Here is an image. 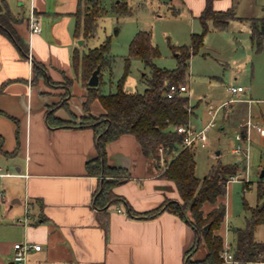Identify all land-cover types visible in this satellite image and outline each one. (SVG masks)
<instances>
[{"label": "crops", "instance_id": "obj_1", "mask_svg": "<svg viewBox=\"0 0 264 264\" xmlns=\"http://www.w3.org/2000/svg\"><path fill=\"white\" fill-rule=\"evenodd\" d=\"M79 1L6 0L17 18L12 27L28 45V55L0 32V264H12V245L25 241L41 246L29 251L27 264H186L196 236L185 219L169 211L142 219L129 216L124 203L105 209L94 205L99 177L86 173V163L97 150L93 130L80 126L87 90L72 65L73 52H82L84 43L78 44L81 38L74 34ZM181 4L198 20L206 0ZM212 6L235 12L232 0H212ZM179 10L173 6L172 14ZM31 12L40 23L39 33L30 32ZM235 16L248 21L249 31L253 20L264 18ZM249 39L254 48L251 34ZM34 62L43 67L37 77ZM66 80L71 81L68 87ZM238 99L244 106L252 102ZM48 110L73 125L55 124ZM91 112L103 113L98 101ZM106 154L110 166L130 173L113 192L135 213L151 211L166 199L181 202L175 184L161 177L163 158L159 168L143 155L133 135L109 143ZM211 209L205 204L204 214ZM224 232L223 225L218 233L223 237ZM204 256L201 245L192 259Z\"/></svg>", "mask_w": 264, "mask_h": 264}, {"label": "trees", "instance_id": "obj_2", "mask_svg": "<svg viewBox=\"0 0 264 264\" xmlns=\"http://www.w3.org/2000/svg\"><path fill=\"white\" fill-rule=\"evenodd\" d=\"M78 3L75 17L74 34L77 38L87 41L95 36L96 18L102 8V0H85ZM0 32L8 34L21 54L28 55V45L14 31L12 24L17 18L10 11L6 0H0ZM103 9V8H102ZM111 12L117 16H131L132 11L128 3L113 6ZM237 19L233 8L226 11L213 9L212 0H206L203 11L198 16L202 30L192 33L187 45H171L176 58V66L172 69L158 67L154 59L160 56L157 46L151 41V32L139 30L135 33L128 46V54L124 59V69L117 81L116 92L104 93L103 76L112 73L114 57L110 54V38L97 47L81 52L77 49L72 55V65L81 76L82 85L87 90L86 99L82 104L84 116L80 126L93 130L97 156L86 163V173L99 177L98 187L94 192V205L105 209L107 205L124 203L127 214L142 219H150L162 211H169L183 219L193 229L195 245L187 252L186 264H226L223 259L225 250L224 238L218 233L223 224L226 206L221 198L227 191V181L237 172L238 163H217L212 165L204 177L199 178L195 173V158L193 149H182L183 134L178 133V126H188L194 113L188 96L176 93L168 98L166 93L170 85H183L187 80V70L190 60L200 52L204 38L209 32L208 23L214 29L224 30L231 20ZM8 32V33H7ZM251 40L257 51L261 50L264 39V18L255 19L251 24ZM132 59H139L149 69L146 78L147 87L144 92H127L124 82L130 72ZM99 68L98 85L90 86L88 81L92 73ZM35 77L42 74L43 67L33 63ZM71 81L66 80L68 87ZM98 101L103 113L94 116L91 112L92 104ZM54 109V108H53ZM52 109V110H53ZM47 117L60 126H72V121L54 118L51 111ZM131 134L138 142L143 155L152 159L160 168L163 158L166 168L161 177L175 184L181 202L166 199L159 207L144 213H135L127 202L113 192L120 182L128 180L130 173L127 169L110 166L107 163L106 147L120 136ZM244 134V133H243ZM2 138H0V146ZM159 148H162L160 153ZM172 156L170 160L167 158ZM250 185L243 184V190ZM257 203L250 206L245 200L243 207L248 215L245 226L235 231V246L232 264H250L260 262L264 252V244L256 241L254 233L256 227L264 225V178H260L256 185ZM210 204L212 209L204 214L203 206ZM205 249V256L201 260L192 257L199 246Z\"/></svg>", "mask_w": 264, "mask_h": 264}, {"label": "rangeland", "instance_id": "obj_3", "mask_svg": "<svg viewBox=\"0 0 264 264\" xmlns=\"http://www.w3.org/2000/svg\"><path fill=\"white\" fill-rule=\"evenodd\" d=\"M232 2L238 17H264V0ZM84 3L85 0L83 8ZM100 3L103 9L98 11L95 36L85 41L81 50L87 52L88 49L102 44L107 37L110 38L109 51L114 59L111 75L105 73L103 76L104 93L117 91L116 84L123 74L128 46L137 31L151 32V41L160 51V56L154 59V63L158 67L172 69L177 62L171 45H187L190 35L202 30L200 22L190 18L189 10L181 4L182 0H102ZM122 3H128L131 16H117L111 12L114 5ZM173 6L180 8L178 13L172 14ZM208 25L209 32L200 52L189 63L187 80L184 83L188 86V91L184 94L189 97L190 104L194 107L190 125L197 130L203 128L210 120L209 106L216 108L230 98L252 99L245 106L236 102L222 108L214 125L206 133L207 147L193 149L195 173L199 178L204 177L212 165L239 161L234 175H238L240 180L231 181L222 197L226 206L223 238L229 251L233 253L234 229L243 228L248 215L243 202L245 200L250 206L256 205V185L260 175L264 173V39L261 50L252 48L249 23L246 20H231L224 30L214 29L211 22ZM148 76L149 69L142 61L132 59L124 90L131 93L144 92ZM230 86H241L244 92L239 96L230 94ZM224 114L229 118L224 119ZM249 114L252 122L260 126L263 132L250 130L249 143L244 144L238 142L235 136L239 132V123L245 122ZM238 144L247 148V157L244 153L237 155L232 152ZM164 167L166 168L165 162L162 163V172ZM243 184L250 186L243 190ZM254 237L256 241L264 244V225L256 227Z\"/></svg>", "mask_w": 264, "mask_h": 264}, {"label": "built area", "instance_id": "obj_4", "mask_svg": "<svg viewBox=\"0 0 264 264\" xmlns=\"http://www.w3.org/2000/svg\"><path fill=\"white\" fill-rule=\"evenodd\" d=\"M29 27L31 33H39L41 31L40 23L33 12H31L29 16ZM187 91H188V87L186 84L170 85L166 95L168 98H172L176 93L184 94ZM228 91L233 95L239 96L243 92V88L241 86H230L228 88ZM238 100H239L238 98H232L231 100L224 102L223 104H221L216 108L209 106L208 113L210 115V120L201 129L197 130L192 125L178 126L176 128L177 132L183 134L182 149H196L198 147L206 148L208 145V137L206 133L208 129L214 125L217 114L220 112L222 108L228 106L229 103L236 102ZM252 129L256 130V132L262 131L261 127L254 124L251 118L248 117L245 122L239 123V132H237L235 139L238 142H243L244 144L249 143V131ZM159 151L160 153H162V148H159ZM232 152L237 155L244 153L245 157H247L248 155L247 148L244 146L242 147L240 144H238L235 148H233ZM234 180H240L238 178V175L230 176L226 186H228V184ZM118 211L121 212V210L119 209ZM12 249H13L12 264H27V255L29 251L33 249L39 251L41 249V246L39 244L31 243L28 241L15 242L12 245ZM222 256L224 261H226L227 263L230 264L235 263L233 259V254L232 252L229 251L226 243H225V250ZM261 258L262 260L260 262L264 264V252L261 254Z\"/></svg>", "mask_w": 264, "mask_h": 264}, {"label": "water", "instance_id": "obj_5", "mask_svg": "<svg viewBox=\"0 0 264 264\" xmlns=\"http://www.w3.org/2000/svg\"><path fill=\"white\" fill-rule=\"evenodd\" d=\"M83 40H79L78 44H82ZM98 72H99V68H97L91 75L88 83L90 86H97L98 85ZM260 178H264V173L260 175Z\"/></svg>", "mask_w": 264, "mask_h": 264}]
</instances>
